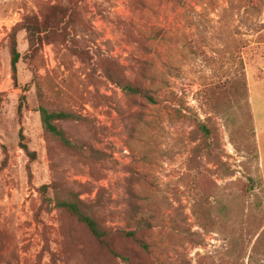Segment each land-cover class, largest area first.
<instances>
[{
  "label": "rangeland",
  "instance_id": "1",
  "mask_svg": "<svg viewBox=\"0 0 264 264\" xmlns=\"http://www.w3.org/2000/svg\"><path fill=\"white\" fill-rule=\"evenodd\" d=\"M54 8L55 39L18 29ZM40 105L83 117L57 123L78 150L43 130ZM42 184L135 231L111 236L135 264H264V0H0V264H130L45 209Z\"/></svg>",
  "mask_w": 264,
  "mask_h": 264
},
{
  "label": "trees",
  "instance_id": "2",
  "mask_svg": "<svg viewBox=\"0 0 264 264\" xmlns=\"http://www.w3.org/2000/svg\"><path fill=\"white\" fill-rule=\"evenodd\" d=\"M66 15L65 11L61 9L54 8L49 12V14L42 21H37L32 16L26 17L18 29L25 30L28 34L29 40L33 43L45 39L47 41L55 39L60 33L61 22L64 20ZM9 58H10V69L12 72V79L14 84L17 81V64L22 58L21 53L17 48V30H14L10 34L9 38ZM119 67V66H118ZM114 82L127 94L136 95L142 97L150 102H153L152 88L134 85L130 82L125 81L122 77L118 75L117 72H113ZM25 90L23 89V92ZM26 108V96L24 93L19 95L17 104V116L20 119L22 117V111ZM40 121L43 130L55 137L67 148L79 149L76 143H73L66 135L65 131L59 127L58 121L62 120H83L78 114H75L67 110H50L47 107L40 105L39 108ZM200 128L207 131L206 127L201 124ZM20 147L28 157L30 161L35 159V152L31 151L28 145L23 142L25 136L22 133V129H19ZM4 160L2 164H4ZM50 185L42 184L39 187L41 205L45 209H50V207H55L63 210L68 215L72 216L78 223L82 224L94 241L102 248H104L109 255L112 257H119L123 260L129 262L130 264H135L131 262V259L127 255H122L119 253L111 242V236L113 233L118 235H125L128 237L135 238V231L124 232L111 231L103 227L97 218L90 211V207L84 203L78 197V194L73 191L60 192L54 189L53 195L49 196ZM140 246H144L141 241H138ZM53 258V255H52Z\"/></svg>",
  "mask_w": 264,
  "mask_h": 264
}]
</instances>
